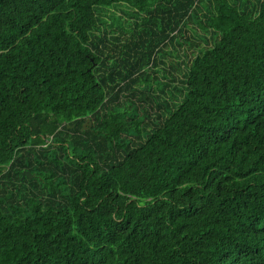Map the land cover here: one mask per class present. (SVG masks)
<instances>
[{
    "label": "trees",
    "instance_id": "trees-1",
    "mask_svg": "<svg viewBox=\"0 0 264 264\" xmlns=\"http://www.w3.org/2000/svg\"><path fill=\"white\" fill-rule=\"evenodd\" d=\"M0 264H264V0H0Z\"/></svg>",
    "mask_w": 264,
    "mask_h": 264
},
{
    "label": "rangeland",
    "instance_id": "rangeland-1",
    "mask_svg": "<svg viewBox=\"0 0 264 264\" xmlns=\"http://www.w3.org/2000/svg\"><path fill=\"white\" fill-rule=\"evenodd\" d=\"M143 17H145L144 13H139L136 8L128 4L112 6L109 9L108 13L103 16V20L105 22L104 24H99V28L101 31H104L106 35L119 37L120 41L124 42L130 38L132 34L131 32H133L134 30L136 31L139 30L137 24L141 23V19ZM184 31L185 34L184 36H182V38H177L173 41V43H167L164 46L165 47L164 54L162 50V52L155 53L154 55L156 61L158 62L162 61L161 66L166 70L170 65V58L173 60L177 58L178 59L177 61L180 63V65H182L183 63L184 65H186L182 68L183 72L186 69L188 70L187 64L192 59V57L196 56L195 55L196 50L199 52V50L196 48H189L185 44H182L184 38L199 43L203 47L205 46V43L200 39V37H198L197 34L205 35L206 38L208 39V46H212L213 40L210 38V34L209 33L204 34L203 31L199 29L195 21H191L187 23L184 26ZM108 40L110 41V38ZM185 56H187V60L185 59ZM160 68L161 67H159V69ZM157 74L159 75V72ZM175 75L177 79L176 82L177 87L181 88L182 90L181 80L183 74H175ZM179 98L180 96H178L177 99Z\"/></svg>",
    "mask_w": 264,
    "mask_h": 264
},
{
    "label": "water",
    "instance_id": "water-1",
    "mask_svg": "<svg viewBox=\"0 0 264 264\" xmlns=\"http://www.w3.org/2000/svg\"><path fill=\"white\" fill-rule=\"evenodd\" d=\"M86 124H87V126L89 125V120L87 119V121H86ZM90 126V125H89ZM27 177V178H31L32 177V175L30 174V173H28V172H23L22 173V175H21V179L23 178V177Z\"/></svg>",
    "mask_w": 264,
    "mask_h": 264
}]
</instances>
